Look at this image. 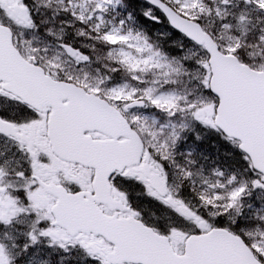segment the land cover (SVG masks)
Wrapping results in <instances>:
<instances>
[{
  "label": "snow or ice",
  "instance_id": "obj_1",
  "mask_svg": "<svg viewBox=\"0 0 264 264\" xmlns=\"http://www.w3.org/2000/svg\"><path fill=\"white\" fill-rule=\"evenodd\" d=\"M0 264H264V0H0Z\"/></svg>",
  "mask_w": 264,
  "mask_h": 264
}]
</instances>
